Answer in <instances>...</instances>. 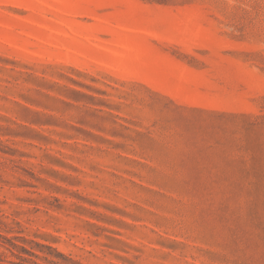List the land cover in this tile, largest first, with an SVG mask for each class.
I'll return each mask as SVG.
<instances>
[{
	"label": "rangeland",
	"instance_id": "374dc122",
	"mask_svg": "<svg viewBox=\"0 0 264 264\" xmlns=\"http://www.w3.org/2000/svg\"><path fill=\"white\" fill-rule=\"evenodd\" d=\"M0 264H264V0H0Z\"/></svg>",
	"mask_w": 264,
	"mask_h": 264
}]
</instances>
